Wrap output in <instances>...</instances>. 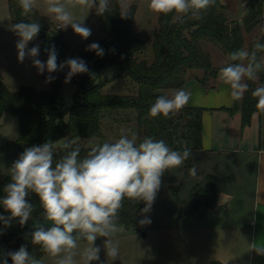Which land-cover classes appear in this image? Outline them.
<instances>
[{"label": "clouds", "instance_id": "clouds-1", "mask_svg": "<svg viewBox=\"0 0 264 264\" xmlns=\"http://www.w3.org/2000/svg\"><path fill=\"white\" fill-rule=\"evenodd\" d=\"M134 0H117L119 14L127 19L132 13ZM112 0H43L45 15L57 24L58 29L69 26L82 39L91 36V29L82 19H77L74 11L95 9L97 15L110 11ZM22 14L27 16L40 7L37 0H18ZM216 4V0H148V9L158 15L174 14L177 20L185 16L201 19L202 13ZM11 30L19 37L16 43L18 61L32 59L38 74L45 71L49 74L46 83L52 82L54 72L68 69L65 83H69L77 74L88 73L87 62L79 57L68 58L57 63L58 52L55 45L45 48L46 62L41 61L40 45L28 48L41 30L38 22H20L11 26ZM261 33H264L262 28ZM86 51L95 52L103 57L105 50L97 42L89 44ZM264 43L259 38L251 49L242 47L228 54V61L219 68V80L228 85L234 101H240L249 91L248 81H256L258 73L264 72ZM190 93L184 89L172 90L170 95H160L150 106L148 115L151 118L163 116L171 118L181 111L190 100ZM256 98V108L264 113V85L252 90ZM133 133L121 129V135L114 142H104L90 147L87 154L81 157V147L76 138L65 139L61 145L64 155L54 163L56 144L46 142L26 148L9 171L11 182L4 187V197L0 204L10 216L0 215V222L10 226L12 219L24 226L31 218L33 205L28 201L29 193L39 198L43 209V219L52 226L45 229L38 227L32 233V243L39 245L54 264H92L100 261L101 247L96 246L98 237L106 238L103 248L111 261L119 258V243L113 237L124 230L119 221V212L124 201L144 202L141 209L143 219L141 226L151 224L150 213L161 186V177L166 170L179 168L192 157V150L185 148L177 151L170 148L163 140L145 137L139 143ZM54 165V166H53ZM189 175L195 177V165L188 169ZM78 240H85L87 246L82 249ZM264 255V248H255ZM43 264V261L31 255L26 246L16 251L3 254L0 264ZM79 257V261L77 260Z\"/></svg>", "mask_w": 264, "mask_h": 264}, {"label": "trees", "instance_id": "trees-1", "mask_svg": "<svg viewBox=\"0 0 264 264\" xmlns=\"http://www.w3.org/2000/svg\"><path fill=\"white\" fill-rule=\"evenodd\" d=\"M8 5L16 24L35 21L41 25L36 37L37 42L33 46L40 45L39 56L44 57L45 61L47 60L45 48L52 45H55L58 52V64L68 58H75L70 52L71 47L65 33L63 30L52 28L49 17L38 9H34L27 16L23 15L18 0H8ZM137 7L138 3L134 2L131 15L127 19H122L117 0H112L110 11L98 15L100 30L104 33L98 43L105 50V54L98 57L95 52L86 51V48L80 49L76 54V57L87 62L90 71L77 74L71 79L75 85L71 107L64 106L61 94L66 84L67 68L51 74L55 79L50 82L49 88L23 86L13 91L0 75V114L10 112L19 117L20 128L16 141L21 154L26 148L50 141L56 144L55 163L64 155L61 146L57 145L60 139L66 136L104 137L103 119L120 110L136 112L135 135L141 140L150 136L156 140H163L177 151L202 147L205 107L186 105L171 118L163 116L151 118L148 115L150 106L158 96L167 95L165 90L182 89L191 70H201L202 75L196 78L208 88L215 87L218 71L222 66L214 64L212 53L206 49V44L218 47L226 55L246 47L245 33L249 34L258 25H263L264 0L253 4L243 22L229 17L228 7L223 0H216L214 6L202 13L201 19L189 15L177 20L174 14L160 15L151 59L140 57L148 54V46L142 35L133 28ZM257 38L260 43H264V33L259 31V34L249 42V49ZM263 55L264 53H257L258 58ZM112 67L125 74L130 94L120 95L103 90L109 81L118 78L117 75L104 77ZM48 75L46 73L44 78L46 79ZM248 83L249 91L230 109L241 111L243 126L250 124L253 115L259 112L256 108V98L251 92L256 87L264 85V72L258 73L256 81ZM80 147L83 157L91 146ZM210 177L214 195L213 202L206 205V208L215 206L217 202L218 176L213 174ZM10 182V175L0 177V199L5 195L4 187ZM192 198L196 204L193 193ZM27 199L33 205V216L43 213L39 198L35 194L29 193ZM143 207L139 202L126 199L119 212L118 223L127 228L144 230L145 226L139 224L144 218L141 215ZM193 210L196 212L198 207L194 205ZM0 215L10 216L2 204ZM51 226L43 227L47 229ZM37 228L27 223L21 226L18 218L12 219L8 227L0 222V259L3 258V254L16 251L22 245L26 246L28 252L37 259L46 254L39 245L32 243V233ZM7 260L8 264H12L10 257H7Z\"/></svg>", "mask_w": 264, "mask_h": 264}, {"label": "rangeland", "instance_id": "rangeland-1", "mask_svg": "<svg viewBox=\"0 0 264 264\" xmlns=\"http://www.w3.org/2000/svg\"><path fill=\"white\" fill-rule=\"evenodd\" d=\"M228 5V15L231 18H236L243 22L246 14L251 9L253 4L259 0H224ZM138 3L133 28L139 32L148 46V54L140 57L151 59L153 56V42L155 33L159 28V16L151 12L147 5L148 0H134ZM133 2V3H134ZM43 0H37V5H42ZM41 13H44L42 6L37 7ZM77 19L84 18L83 23L91 29V36L88 39H82L75 34L69 26L67 29H58L57 24L50 19L51 27L58 30H63L65 37L71 47V54L76 57L78 51L93 42H99L104 36L100 30L99 16L95 9L87 11L73 10ZM264 15V14H263ZM47 16V15H46ZM48 17V16H47ZM16 24L11 16L8 0H0V75L7 86L15 91L23 86L49 88L50 83H46L44 75L38 74L37 69L32 64V59H25L23 63L19 62L16 43L19 37L11 30V26ZM260 28L263 25L250 32L245 33L246 47L249 42L259 34ZM37 42V38L29 42L28 48ZM206 49L210 50L212 56L214 54H225L221 49L215 46L206 44ZM221 51V53H220ZM264 57V55H263ZM41 61L45 58L38 56ZM200 70H191L188 77L194 76ZM118 78L111 80L103 88L107 93H115L120 95L130 94L129 83L127 87L126 76L121 73L116 67H112L105 73ZM131 83V82H130ZM131 85V84H130ZM172 90H165L167 95H170ZM63 104L65 107L73 105V95L75 85L71 81L66 83L63 88ZM262 121V130L264 132V113L260 115ZM137 114L133 110L114 111L111 115H107L103 119V131L105 136L99 137H63L57 142L61 146L65 139L71 140L76 138L79 145L93 146L104 142H114L121 135V129L127 130V134H136ZM20 121L19 117L10 113L4 112L0 114V177L3 178L9 175V169L13 162L18 159L21 154L20 146L17 143L19 134ZM138 137V143L141 141ZM200 149L192 150V157L185 161V164L179 168L166 170L161 177V186L157 193L155 202L150 213L145 214L150 218L151 224L146 225L144 230L127 228L124 226L122 232L117 233L113 237L114 241L119 243V258L111 261L107 258L103 248V242L106 238L98 237L95 245L101 247L100 261H94L92 264H217L215 260H221L222 257L229 254L232 264H247L245 262L246 252L244 251L243 237H239L240 246L237 244L232 251L226 252L228 244H233L235 240V231L232 229L231 220L237 218L236 224H247L248 219L245 218L242 222L243 212L247 211V206L238 202H234L230 212L219 213L210 207L209 203L213 202L214 192L210 186V175L221 173V187L227 190H233L234 177L236 172H244L245 177L250 181L254 180L251 176V167L242 166L241 163L235 164L238 157L232 158L231 155L217 157L213 152H200ZM195 165L197 175L195 177L189 175L188 169ZM220 170V172H219ZM247 175V176H246ZM240 174H238V177ZM244 181L243 191L246 190V179ZM248 187V186H247ZM192 193L196 204L193 203ZM241 200V198H240ZM239 200V201H240ZM144 205V202H139ZM198 207L195 212L193 210ZM230 210V211H231ZM29 225L40 227L52 225L51 222L43 219V213L31 218L26 222ZM146 232V235L144 234ZM243 240V242H242ZM78 245L82 249L87 246L85 240H78ZM40 260L43 264H54L52 258L44 254ZM79 261V257H77ZM228 260V261H229ZM226 262V264L228 263ZM249 264V263H248Z\"/></svg>", "mask_w": 264, "mask_h": 264}, {"label": "crops", "instance_id": "crops-1", "mask_svg": "<svg viewBox=\"0 0 264 264\" xmlns=\"http://www.w3.org/2000/svg\"><path fill=\"white\" fill-rule=\"evenodd\" d=\"M212 58L214 64L218 66H224L228 62V55L226 54L218 55L217 53ZM200 75H202L201 70L194 76L188 77L182 88L191 94L187 105L205 107L203 143L202 147L198 148L199 151L203 153L210 151L220 158L223 155H231L232 158L243 159L241 161L236 160L234 163L251 167L250 173L254 179L252 181L247 179L245 173L239 172L240 169L238 168L237 176L234 177V188L227 190L221 187V173H219L217 202L215 206L210 208L219 213L230 212L233 215L231 207L234 202L236 205L241 202L247 206L248 212L244 211L242 216V222L249 217L247 224L243 223L238 227L237 218L234 217L231 220L232 229L235 228V240L233 244H228L227 249H229L226 252L232 251L237 243V246H240L239 237H243L242 239L246 241L244 242V247L246 246L244 250L246 252L245 262L247 264H264V255L258 254L254 249V247L264 248V132L259 116L261 112L255 113L251 123L243 126L241 111L230 110L236 101L231 98L229 86L223 84L217 77L215 87L208 88L196 78ZM238 174H240L239 177ZM245 178L247 180L244 193ZM226 255L228 256L222 257L221 260H215L217 264H226L231 259L229 254L226 253ZM227 264L232 263L229 260Z\"/></svg>", "mask_w": 264, "mask_h": 264}, {"label": "water", "instance_id": "water-1", "mask_svg": "<svg viewBox=\"0 0 264 264\" xmlns=\"http://www.w3.org/2000/svg\"><path fill=\"white\" fill-rule=\"evenodd\" d=\"M108 77V74H106V78ZM64 93V91L62 90L61 91V94H63ZM144 234L146 235V232H144Z\"/></svg>", "mask_w": 264, "mask_h": 264}, {"label": "built area", "instance_id": "built-area-1", "mask_svg": "<svg viewBox=\"0 0 264 264\" xmlns=\"http://www.w3.org/2000/svg\"><path fill=\"white\" fill-rule=\"evenodd\" d=\"M244 1L249 2V0H244ZM235 264H239V263H235Z\"/></svg>", "mask_w": 264, "mask_h": 264}]
</instances>
